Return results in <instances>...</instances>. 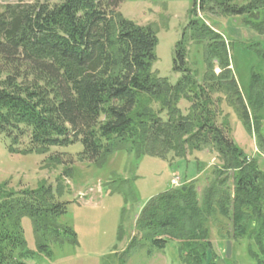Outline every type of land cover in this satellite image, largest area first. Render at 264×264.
<instances>
[{
  "label": "trees",
  "instance_id": "16d2710c",
  "mask_svg": "<svg viewBox=\"0 0 264 264\" xmlns=\"http://www.w3.org/2000/svg\"><path fill=\"white\" fill-rule=\"evenodd\" d=\"M121 2L20 1L0 9V134L8 152L43 155L79 142L78 158L94 164L115 152L186 160L194 152L214 153L218 164L201 194L193 180L147 200L124 253L143 243L159 251L176 241L182 264H217L214 227L223 239L245 243L254 263L264 264V81L253 73L248 97L242 94L230 43L203 18L244 15L259 30L264 0H193L174 48L173 69L182 72L175 84L152 69L155 29L124 18ZM191 46L201 49V79L188 63ZM181 100L189 103L185 114ZM224 105L262 155L235 144ZM60 180L55 187L40 183L17 192L0 185V264L33 258L24 217L32 220L38 240L56 232L50 228L67 208L56 199ZM65 231L76 242L75 232Z\"/></svg>",
  "mask_w": 264,
  "mask_h": 264
},
{
  "label": "rangeland",
  "instance_id": "374dc122",
  "mask_svg": "<svg viewBox=\"0 0 264 264\" xmlns=\"http://www.w3.org/2000/svg\"><path fill=\"white\" fill-rule=\"evenodd\" d=\"M49 2L63 0H0V9L8 3ZM249 0H233L242 5ZM193 0H122L118 10L122 16L140 25L152 26L158 38L156 61L152 69L175 84L182 72L173 69L174 48L190 19ZM199 17H203L200 12ZM207 24L223 32L230 43L234 76L245 97H248L252 74L264 81V26L261 29L246 22L244 15L225 17L204 16ZM257 50L261 52H257ZM188 63L201 79L205 65L201 49L190 47ZM189 103L181 100L178 107L186 113ZM232 127V136L246 154L257 155L261 150L255 138L224 105ZM264 132V121L262 123ZM0 134V185L8 192L35 189L40 183L62 190L57 201L66 202V212L54 221L57 230L47 231L37 239L32 220L21 221L26 248L33 252L29 264H182L178 258L177 242L169 241L163 250L149 243L124 253L133 234L134 222L147 200L171 187V180L181 185L194 180L201 194L209 183L216 155L207 150L194 152L184 158L164 159L153 155L135 157L115 152L105 162L94 164L80 160L81 143L53 148L49 153L12 154ZM51 156L59 158L57 162ZM264 168V155L261 156ZM66 228L75 232L76 242ZM210 239L217 254V264H255L247 253L245 243L220 237L214 227ZM44 246V247H41Z\"/></svg>",
  "mask_w": 264,
  "mask_h": 264
},
{
  "label": "built area",
  "instance_id": "2783aa9c",
  "mask_svg": "<svg viewBox=\"0 0 264 264\" xmlns=\"http://www.w3.org/2000/svg\"><path fill=\"white\" fill-rule=\"evenodd\" d=\"M171 184H172L173 186H178V185H179V181H178V179L173 178V179L171 180Z\"/></svg>",
  "mask_w": 264,
  "mask_h": 264
}]
</instances>
